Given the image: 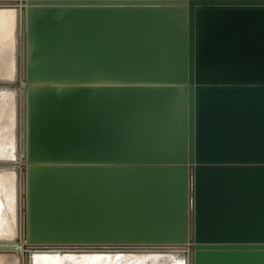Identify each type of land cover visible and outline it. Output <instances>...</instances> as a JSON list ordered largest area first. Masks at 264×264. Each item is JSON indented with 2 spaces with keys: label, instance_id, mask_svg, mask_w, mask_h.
Returning <instances> with one entry per match:
<instances>
[{
  "label": "water",
  "instance_id": "95a60500",
  "mask_svg": "<svg viewBox=\"0 0 264 264\" xmlns=\"http://www.w3.org/2000/svg\"><path fill=\"white\" fill-rule=\"evenodd\" d=\"M0 10L15 13L14 70L0 74V98L15 106L13 157L0 158L14 173L15 235L0 237V257L264 264V0H0ZM99 103L113 137L92 151L74 112ZM62 138L77 152L59 150ZM76 170L174 182L167 198L102 192L65 181Z\"/></svg>",
  "mask_w": 264,
  "mask_h": 264
},
{
  "label": "bare ground",
  "instance_id": "6f19581e",
  "mask_svg": "<svg viewBox=\"0 0 264 264\" xmlns=\"http://www.w3.org/2000/svg\"><path fill=\"white\" fill-rule=\"evenodd\" d=\"M19 7L22 5L19 2ZM24 6H26L24 4ZM21 14L20 11H18ZM150 16H146L149 19ZM103 19L99 18L101 22ZM107 22V21H106ZM18 23V20H17ZM23 27V18L18 23V27ZM14 29H15V13L12 10H0V74L12 76L14 64L12 53L14 48ZM93 59V54L90 56ZM7 86V85H3ZM100 110L93 109L96 115L86 116V113L81 117H77L76 128L80 132V138L85 142L88 149L92 151H104L107 140L113 137L109 132L100 128V132H91V122L96 126V120H107V110L103 104H97L96 107ZM95 107V106H94ZM93 107V108H94ZM95 107V108H96ZM86 106L84 109H88ZM83 111V110H82ZM101 113V114H100ZM101 115V116H100ZM35 116V121L41 126H44L43 119ZM98 117V119L96 118ZM4 118L0 124V158L13 157L12 154V141H13V128L15 121V106L14 98L9 94H3L0 98V119ZM86 126V127H85ZM128 127V125H127ZM3 128L5 132L2 133ZM113 129V128H112ZM127 130L125 127L122 130H115L121 137ZM115 138V137H114ZM56 139L53 141L55 142ZM55 146L59 150L74 153L77 152L76 145L70 139L62 138ZM65 181L82 180L93 186L96 190L104 192L109 184H122L124 187L130 186L136 192L153 191L161 198H167L170 189L174 182V176L171 172H161L158 170L143 171V170H85V171H72L64 175ZM57 182V179L55 178ZM13 191H14V173L13 172H0V237L11 238L15 235L14 219H13ZM127 192V189H124ZM160 198V199H161ZM163 200V199H161ZM168 199L164 200L167 201ZM3 207H6L3 212ZM7 211L11 218L7 217ZM3 212V213H2ZM162 215H166L168 210L166 207L161 209ZM0 264H18L14 258L4 259L0 257Z\"/></svg>",
  "mask_w": 264,
  "mask_h": 264
},
{
  "label": "rangeland",
  "instance_id": "374dc122",
  "mask_svg": "<svg viewBox=\"0 0 264 264\" xmlns=\"http://www.w3.org/2000/svg\"><path fill=\"white\" fill-rule=\"evenodd\" d=\"M99 104H102V103H99ZM96 107V106H95ZM93 108V107H89L88 109H83V111L82 110H77V111H75L74 112V116L76 117V119H77V117H81L82 118V114H84V112L86 113V116L88 117L89 115H96V113H94L93 112V109L95 110V109H97V110H100L99 108H98V106L96 107V108ZM95 112H96V110H95ZM101 114V113H100ZM101 116V115H100ZM97 119H98V117H96ZM128 125V124H127ZM127 125H124V127L122 128V129H124L125 127L127 128V130L128 129H130V128H128L127 127ZM90 126H93V127H91V132H97V131H99L100 130V128L103 130V127L105 128V131L106 132H109L110 130L112 131L113 129L111 128L110 130H109V128H108V120H96V126H94V124H93V122H91V125ZM114 126H115V124H114ZM86 127V126H85ZM121 129V130H122ZM100 132V131H99Z\"/></svg>",
  "mask_w": 264,
  "mask_h": 264
}]
</instances>
